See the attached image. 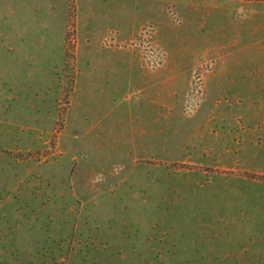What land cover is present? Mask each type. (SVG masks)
I'll use <instances>...</instances> for the list:
<instances>
[{
    "label": "rangeland",
    "instance_id": "obj_1",
    "mask_svg": "<svg viewBox=\"0 0 264 264\" xmlns=\"http://www.w3.org/2000/svg\"><path fill=\"white\" fill-rule=\"evenodd\" d=\"M147 7L6 0L0 264H264V51L234 70Z\"/></svg>",
    "mask_w": 264,
    "mask_h": 264
},
{
    "label": "crops",
    "instance_id": "obj_2",
    "mask_svg": "<svg viewBox=\"0 0 264 264\" xmlns=\"http://www.w3.org/2000/svg\"><path fill=\"white\" fill-rule=\"evenodd\" d=\"M146 1L147 12L153 13L155 20L150 33L158 39H186L195 45L206 40L204 50L220 56L221 62L232 60L238 65L234 70H241L243 57L253 60L264 51V0ZM172 7H181L183 12V21L176 26L167 17ZM10 27L17 29L13 24ZM140 29L132 27L129 31L135 35L144 31ZM7 34L6 0H0V37Z\"/></svg>",
    "mask_w": 264,
    "mask_h": 264
}]
</instances>
